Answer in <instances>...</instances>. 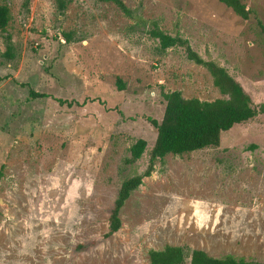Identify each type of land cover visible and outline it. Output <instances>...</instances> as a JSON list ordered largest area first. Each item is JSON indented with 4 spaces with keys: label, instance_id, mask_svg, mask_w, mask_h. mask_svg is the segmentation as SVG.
<instances>
[{
    "label": "rangeland",
    "instance_id": "obj_1",
    "mask_svg": "<svg viewBox=\"0 0 264 264\" xmlns=\"http://www.w3.org/2000/svg\"><path fill=\"white\" fill-rule=\"evenodd\" d=\"M62 1L59 11L56 0H0L9 15L0 31V264H149L148 250L164 245L264 261L260 114L216 147L155 160L120 207L118 230L101 237L122 179L146 167L161 92L222 97L205 68L180 46L158 50L141 21L185 38L264 104V37L253 20L217 0H121L140 18L111 2ZM244 1L264 24V0ZM137 139L144 151L125 165Z\"/></svg>",
    "mask_w": 264,
    "mask_h": 264
},
{
    "label": "trees",
    "instance_id": "obj_2",
    "mask_svg": "<svg viewBox=\"0 0 264 264\" xmlns=\"http://www.w3.org/2000/svg\"><path fill=\"white\" fill-rule=\"evenodd\" d=\"M111 2L125 16L140 18L132 9L124 5L121 0H96ZM241 19H252L258 34L264 37V24L257 17L255 11L244 0H217ZM57 8L64 7L62 0H56ZM9 19L8 8L0 3V31L5 28ZM146 25L145 33L156 41L158 50L180 46L185 58L194 64L202 66L211 76L212 84L222 95L212 100H200L195 97L185 98L178 90L161 92L164 107L159 121L149 119L155 129V138L148 150V160L141 173H134L122 179L117 194L108 213L107 230L101 235L107 238L116 232L120 226L118 211L131 191L135 190L144 176L149 175L155 160L162 159L166 154L181 155L183 153L216 147L220 134L229 130L235 124L244 123L256 115L264 117V104L254 103L242 85L232 77L225 67L213 60L203 59L191 48L188 41L179 34L171 35L158 28L155 20L141 21ZM65 37L67 34L63 33ZM11 57L9 46L4 54ZM118 90L124 88L120 78H116ZM30 98L45 97L43 92L28 91ZM145 141L137 139L129 148V155L123 159L125 165L133 164L140 158L145 148ZM127 169V168H126ZM124 171V170H123ZM188 258L189 264H264V261L235 256L229 253L209 255L201 249H186L182 246L164 245L161 249H150L147 252L149 264H181Z\"/></svg>",
    "mask_w": 264,
    "mask_h": 264
}]
</instances>
